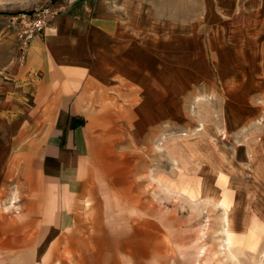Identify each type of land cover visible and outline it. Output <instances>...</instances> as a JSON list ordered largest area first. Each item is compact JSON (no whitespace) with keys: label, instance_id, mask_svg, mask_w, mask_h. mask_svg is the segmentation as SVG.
Here are the masks:
<instances>
[{"label":"rangeland","instance_id":"rangeland-1","mask_svg":"<svg viewBox=\"0 0 264 264\" xmlns=\"http://www.w3.org/2000/svg\"><path fill=\"white\" fill-rule=\"evenodd\" d=\"M60 1L0 0V40L16 49L7 18ZM91 1H83L86 17L104 4L124 18L120 0ZM158 2L159 10L147 5L139 17L148 53L142 77L105 79L85 105L87 115L110 119L89 127L94 175L76 228L58 229V192L40 199L38 168L14 144L8 179L0 144V264H237L221 248L223 209L199 192L218 197L224 171L238 221L246 226L256 212L264 218V186L255 179L264 177V0H206L205 8L198 0ZM7 54L0 49V59ZM102 149L111 158L99 156ZM159 181L193 191L196 204L168 197ZM263 237L256 251L238 256L241 264L264 263Z\"/></svg>","mask_w":264,"mask_h":264},{"label":"crops","instance_id":"crops-1","mask_svg":"<svg viewBox=\"0 0 264 264\" xmlns=\"http://www.w3.org/2000/svg\"><path fill=\"white\" fill-rule=\"evenodd\" d=\"M83 1L89 0L56 4L58 15L25 55L11 31L18 41L16 49L12 40H0V49L8 50L0 59V144L8 153L5 175L10 178V146L14 144L38 168L40 199L43 193L58 192L55 208L61 231L77 227L76 211L89 196L94 175L89 127L106 125L110 119L107 114L102 119L87 115L88 97L104 91L107 86L101 81L113 76L142 77L141 60L148 53L139 40L143 24L139 17L147 16V5L159 10L158 0H134L132 6L120 0L124 18L116 17L104 4H96V11L86 17L89 10L84 3L89 2ZM198 1L206 7V0ZM99 156L111 158L104 149Z\"/></svg>","mask_w":264,"mask_h":264},{"label":"bare ground","instance_id":"bare-ground-1","mask_svg":"<svg viewBox=\"0 0 264 264\" xmlns=\"http://www.w3.org/2000/svg\"><path fill=\"white\" fill-rule=\"evenodd\" d=\"M251 151H252L251 152V156H252L256 153V148H252ZM191 156H192L191 158H194L200 161L197 158L196 154L193 153ZM185 159L186 157L183 156L182 161H181V163H183L184 165L186 164L185 161L187 160ZM255 179L259 181V183L257 184L261 185L262 187L264 186L263 176H260V175L255 176ZM216 180L218 181L217 187L219 188L218 189L215 188L214 190L215 191L218 190V192L220 190V195L218 197H215V196L204 197L202 196L203 194L202 191L199 193H201V197H203L204 199H214L213 203L223 209L226 226L224 228V238L222 240L221 248L226 257L230 258V260H235V263L237 264H241L240 260L238 259L239 255L244 254L245 250L247 249L250 251L257 250L260 244V241H261L260 240L261 236L264 233V218L262 215L256 212L251 217V222L249 224H246V226H245V223L239 222L238 215L240 212L237 213V204L235 202V195H233V192H231L230 183L228 181L227 176L225 175V172L219 171L217 174ZM157 183H159V188H162L163 189L162 191H164L168 197L181 198V199L186 200L188 203L196 204L197 201L193 199L195 195H191L193 191L184 190L182 193V192H179V190L178 191L172 190L170 187L165 186L160 181ZM214 194H216V192H214ZM261 199L263 200L262 203L264 204V197H262ZM208 251L209 250L204 246L200 249L199 258L202 257V260L200 262H203L206 260V257H207L206 254ZM259 260L261 259L259 258Z\"/></svg>","mask_w":264,"mask_h":264},{"label":"built area","instance_id":"built-area-1","mask_svg":"<svg viewBox=\"0 0 264 264\" xmlns=\"http://www.w3.org/2000/svg\"><path fill=\"white\" fill-rule=\"evenodd\" d=\"M59 11L55 4L32 11H22L7 18V27L20 40L25 55L31 42L43 35Z\"/></svg>","mask_w":264,"mask_h":264}]
</instances>
